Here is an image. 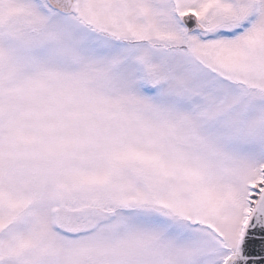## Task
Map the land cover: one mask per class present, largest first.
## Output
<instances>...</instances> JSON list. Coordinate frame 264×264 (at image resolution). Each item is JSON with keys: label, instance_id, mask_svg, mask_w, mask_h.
I'll list each match as a JSON object with an SVG mask.
<instances>
[{"label": "snow or ice", "instance_id": "obj_1", "mask_svg": "<svg viewBox=\"0 0 264 264\" xmlns=\"http://www.w3.org/2000/svg\"><path fill=\"white\" fill-rule=\"evenodd\" d=\"M0 264H264V0H0Z\"/></svg>", "mask_w": 264, "mask_h": 264}]
</instances>
